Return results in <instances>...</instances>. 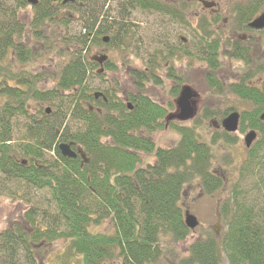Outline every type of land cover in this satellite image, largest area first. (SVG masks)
Returning a JSON list of instances; mask_svg holds the SVG:
<instances>
[{
  "label": "trees",
  "instance_id": "16d2710c",
  "mask_svg": "<svg viewBox=\"0 0 264 264\" xmlns=\"http://www.w3.org/2000/svg\"><path fill=\"white\" fill-rule=\"evenodd\" d=\"M82 1L69 4L74 6V13L59 17L58 9L52 5L60 6L61 0H39L32 17L34 29L30 33L25 24L18 22L15 10L0 7L1 181L48 189L54 209L47 215H40L39 221L46 227H34L32 236L20 226L14 230L16 241L9 231L2 236L7 237L5 244L12 254L21 242H26L28 247L27 241L62 238L68 241L69 249L82 264H110L111 261L163 264L160 263L161 240L168 237L179 242L188 234L180 205L183 188L197 180L203 191L213 193L223 186L224 178L212 171L210 145L201 140L195 125L170 122L179 140L169 148L156 146L151 134L163 128L168 108L153 101L142 83H160L156 74L160 58L185 56L206 63V83L219 94L222 90L216 77L220 68L219 39L198 25L197 44L193 50L189 48L190 37L186 44L180 38L177 41L180 45L163 43L160 49L154 48L152 57L147 60V72L129 71L135 84L126 92L129 104L118 95L120 88L114 85L103 88L107 99L104 102L101 97L95 99L93 88L87 86L86 80L97 63L83 51L96 40L98 46H111L123 52L128 49L131 36L122 21L107 22L108 26L97 25L98 20L93 16L95 10L87 6L85 12ZM261 1L250 0L237 7L236 31H249L247 24L258 14ZM126 2L128 8L160 14L168 21V26L178 22L188 26L184 10L188 2L185 0ZM72 16L81 19L83 33L76 38L63 33ZM108 33L111 34L105 43L102 37ZM191 33L194 32L191 30ZM35 42L44 49H57L59 53L61 45L65 49L75 47L69 54H61L56 74L47 77L53 83L48 88L38 87L40 74L33 73L28 65L42 59L41 52L33 48ZM73 42L77 45H72ZM242 48L235 41L236 51H232V56L250 65L251 60L246 52H241ZM16 62L24 66L18 69ZM114 68V63L107 60L104 70L96 75L105 82V72ZM168 76L177 79L171 71ZM227 87L252 106L240 113L238 130L243 132L247 126L258 131L259 137L245 150L240 172L244 178L253 177L258 195L245 197L236 185L230 197L219 205V213L226 220L221 239L207 236L192 241L187 248V258L179 260L178 264H264V121L258 118L264 109V62L239 81L229 82ZM44 104L49 105L48 113ZM231 110L226 107L214 112L204 108L203 116L222 118ZM17 120L22 122L17 130L21 131L20 140L11 144L16 129L12 131V125ZM70 141L80 146L86 162L60 154L58 143ZM141 153L152 155L155 161L143 165ZM16 155L24 159L16 161ZM32 208L24 212L30 225L37 219ZM101 223L110 231H91V226ZM24 251L34 258L30 246Z\"/></svg>",
  "mask_w": 264,
  "mask_h": 264
},
{
  "label": "rangeland",
  "instance_id": "374dc122",
  "mask_svg": "<svg viewBox=\"0 0 264 264\" xmlns=\"http://www.w3.org/2000/svg\"><path fill=\"white\" fill-rule=\"evenodd\" d=\"M24 0H3L5 9L15 10V16L18 17V22L25 24L28 33L34 29L32 17L34 14L33 6L23 3ZM128 0H83L85 4V12L87 6L93 11V16L98 20L102 26H108L107 22L126 23L128 34L130 37L128 49L121 52L119 49L106 46L97 45L96 40L90 45V48H85L84 53L89 58L92 55L101 56L106 54L108 60H111L115 68L113 71L105 72V82L97 77L96 69H92V73L88 76L86 82L87 86L93 88L94 91H102L106 85H114L119 87L118 95L123 101L129 103L125 98L126 92L131 91L134 79L130 75V70L134 69L139 72H147L146 62L152 57L156 48L161 47L165 42H173L176 45L180 37L192 39L189 48L192 50L197 42V27L206 28L212 32L219 39V55L220 68L216 74L217 79L221 83L222 90L219 94L207 85L204 74L207 70V65L204 61L191 57L176 56L172 59L160 58L158 66L156 67V74L159 77V84L154 81L143 82L145 91L149 97L163 107H167L166 115L177 113L175 101L179 95L180 89L183 85H188L196 93L193 99L194 114L191 118L185 121L170 120L165 123L163 128L154 131L151 134L154 143L158 147L169 148L176 144L179 140V134L174 127L170 126L169 122L176 125L193 126L198 132L201 140L210 145V152L212 154L210 167L218 176L224 178V184L221 188L213 193H206L203 191L197 180L188 183L182 191L180 205L182 213L185 211L194 215L198 221V225L194 229H188L187 237L179 242H174L168 237L161 240L163 249L162 259L160 263L163 264H178L179 260L185 259L188 256L189 244L196 240L207 236L217 237L221 239L222 234L226 229V220L219 214V221L216 219V212L219 213V205L226 201L232 190L238 185L242 194L254 197L258 195L257 190L253 187V177L248 175L244 178L240 172L241 162L246 155V147L243 144V136L249 130L246 126L244 131H237L228 134L222 128L213 126V121L220 122V118L214 115L213 117L205 118L203 116L204 108L220 112L223 108L230 107L237 112L248 111L251 109V104L240 100L236 95L228 90V83L239 81L240 78L253 71L254 67H259L264 62V31L255 33H246L244 31H236L235 20H237L236 9L239 6L245 5L250 0H185L188 2L185 6L186 20L188 26L178 22L176 25L168 26V21L160 14L141 10L139 8H128L126 5ZM166 2H178L179 0H164ZM200 1L210 3L213 6H203ZM212 2V3H211ZM259 11L264 9V0L261 1ZM17 5H22L20 9L15 8ZM53 6V5H52ZM126 6V7H125ZM54 7V6H53ZM123 8V9H122ZM74 6L69 4L64 5L59 11L58 16L64 14L74 13ZM216 18V19H215ZM81 19L78 16H72L70 21L64 27L63 33L70 38H76L82 34L80 29ZM32 27V28H31ZM198 29V31L201 30ZM192 32L194 33H191ZM111 33L103 34L109 36ZM242 34L250 36V39L245 43L239 39ZM235 41L239 42L243 54L247 53V58L251 60L250 65L244 64L238 58L232 56V51L235 47ZM182 42V41H181ZM184 44L187 41L183 42ZM72 45H77L73 42ZM70 49H65L64 45L60 46L59 53L51 49H44L39 42H35L33 48L35 52H41L42 59H36L30 62L29 68L33 73H38L41 79L38 82L39 88L50 87V78L56 73L57 65L62 57L61 54H69ZM75 48V47H74ZM155 48V49H154ZM88 49V52H87ZM154 49V50H153ZM46 52V53H44ZM16 68L21 69L24 65L15 63ZM18 66V67H17ZM169 71L176 74L177 79L168 76ZM38 79V78H37ZM177 89V90H176ZM217 93V92H216ZM172 105L170 108L169 105ZM44 104L43 107H48ZM49 108V107H48ZM22 122L17 120L12 125L13 139L11 144H16L20 140ZM259 132L257 131V138ZM227 140V141H226ZM16 161L24 159V156L16 155ZM143 165L153 162V156L141 153ZM243 178H242V177ZM15 192V193H13ZM33 206L31 210L37 215L36 222L30 225L24 218L25 211ZM217 209V210H216ZM53 203L50 199L49 191L46 188H34L24 183L11 182L6 180L1 181L0 174V264H82L81 259L75 255L68 247V241L62 238H53L51 240L41 239L38 241H27L30 248L33 249L34 260L27 256L25 249L26 242H21L22 246H16L15 254L11 253L10 248L6 246L3 233L10 232L12 240L16 241L14 230L22 227L24 231L31 234L35 230L34 227L45 228L40 219V215L49 214L53 211ZM37 212V213H36ZM106 224L93 225L90 227L91 231H110L106 228ZM7 230V231H5ZM5 231V232H3ZM29 236V235H28ZM19 242V241H17ZM10 251L7 253V251ZM9 255V258H8ZM14 256V258H13ZM168 260V261H167ZM110 264H117L116 261ZM224 264H227L224 262Z\"/></svg>",
  "mask_w": 264,
  "mask_h": 264
},
{
  "label": "water",
  "instance_id": "95a60500",
  "mask_svg": "<svg viewBox=\"0 0 264 264\" xmlns=\"http://www.w3.org/2000/svg\"><path fill=\"white\" fill-rule=\"evenodd\" d=\"M74 0H62V4H65L67 2H73ZM27 2L31 5H35L38 0H27ZM248 28L251 30H262L264 29V10L260 12L256 17H254L249 23ZM103 41H107V37L103 38ZM106 55H101L97 57H91L92 60H96L99 65H102V63L106 60ZM98 95H101L100 92L94 93V97L97 98ZM196 97V93L192 90V88L188 85H183L180 89L179 95L175 101L176 107H177V113L166 116L165 120L166 122L176 119L180 121H185L189 118H191L194 114L193 110V99ZM103 100H106L103 97ZM48 113V109L46 111ZM239 118L240 114L237 111H231L227 115H225L221 121L220 124L213 122V125L215 127H218L219 125L224 129V131L228 133L236 132L238 129L239 124ZM259 120H264V110L259 115ZM257 137L256 131L254 129L248 130L244 136H243V144L246 148H249L251 144L255 141ZM73 143L72 142H61L58 144V149L62 156H65L67 158H75L77 155H79L81 158H84L83 151L76 147L75 149H72ZM216 219L217 222L219 221V213L216 212ZM184 224L189 229H194L198 225V221L194 215H192L190 212L185 211L184 212Z\"/></svg>",
  "mask_w": 264,
  "mask_h": 264
},
{
  "label": "flooded vegetation",
  "instance_id": "af4514ba",
  "mask_svg": "<svg viewBox=\"0 0 264 264\" xmlns=\"http://www.w3.org/2000/svg\"><path fill=\"white\" fill-rule=\"evenodd\" d=\"M23 3H27V4H29L28 2H27V0H24L23 2H22V5H23ZM38 3H39V0H38V2L35 4V5H31V4H29V5H31V6H33V10L35 9V7H37V5H38ZM212 3V2H211ZM22 5H17V6H15V8H17V9H20V7H22ZM206 5L209 7V6H213V5H211L210 3L208 4V3H206ZM53 6L55 7V8H57L58 9V11L62 8V7H64V5L63 4H61L60 6H58V4H53ZM0 7H2L1 5H0ZM264 10V9H263ZM263 10H261V11H263ZM261 11H259V12H261ZM249 23V22H248ZM248 25V24H247ZM262 31H264V29H262V30H260V31H253V30H249L248 32H246V33H255V32H262ZM244 36H240L239 37V39L242 41V43H245L247 40H249L250 39V36H247V35H245V34H243ZM94 57H96V56H94ZM96 62V61H95ZM97 63V62H96ZM105 63V62H104ZM104 63L102 64V69H101V71H99V73H101L102 71H103V69H104ZM97 65L98 66H100L98 63H97ZM101 93H103L102 91H100ZM99 98V97H98ZM95 99H97V98H95ZM172 120H175V119H172Z\"/></svg>",
  "mask_w": 264,
  "mask_h": 264
}]
</instances>
